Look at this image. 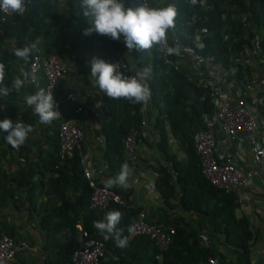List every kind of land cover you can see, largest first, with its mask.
Wrapping results in <instances>:
<instances>
[{
  "label": "trees",
  "instance_id": "trees-1",
  "mask_svg": "<svg viewBox=\"0 0 264 264\" xmlns=\"http://www.w3.org/2000/svg\"><path fill=\"white\" fill-rule=\"evenodd\" d=\"M81 3L82 0H31L23 16L11 14L4 21L0 12V63L5 64L6 70L2 86L10 89L8 96L0 95V121L8 118L16 122L19 119L33 127V132L18 149L8 145L4 140L6 133L0 131V159L13 150L25 162L13 177L0 167V204L7 197L18 200V193H25V202L33 204L38 192L47 193L50 199L44 205H50V209H46V206L38 209L45 236L43 249L51 254L46 264H72V254L81 246L76 237L77 225L86 230L90 237L103 243L105 264H251L253 235L248 220L236 215L239 208L237 196L235 192L225 193L217 189L205 179L193 144L195 133L206 129L203 117L214 109L209 97L210 87H199L194 75L180 67L179 51L172 54L167 51L164 57L157 47L128 51L123 37L113 41L95 32L84 36L82 33L89 26L90 18L84 17ZM125 6L135 9L141 5L139 0H125ZM175 7L176 35L174 40L166 39L167 49H177V42L183 48L193 50L200 58H207L210 67L220 64L223 70L236 68L235 76L239 82L249 74V68H243L235 55L246 54L245 49H252L257 37L258 47L264 52V0H197L195 5L191 0H176ZM60 23L63 24L61 28ZM68 26L73 29L69 56L78 62V66L82 65L80 60L84 59L82 56L86 53V59L90 62L93 58L104 60L106 54L113 50L121 54L123 63L132 75L135 73L130 70L131 62L135 63L132 67L136 66L139 70L151 68L148 80L151 95L145 103L146 110L144 102L112 99L105 94L104 111L108 120L102 127V133L106 161L110 169L118 172L125 162L130 165L131 161L126 158L124 138L132 131L139 130L136 143L143 142L145 137L140 131L141 123L144 121L152 126L157 133L156 146L169 164L155 169L156 189L166 200L167 206L177 194L181 210L195 211L206 217L211 230L206 237L209 246L204 245L201 231L185 223L183 217L171 219L163 216L161 220L153 221L145 213L149 223L162 226L164 230L174 229L165 252L159 251L156 244L145 236L135 237L124 248L117 247L114 237L106 239L93 227V222L103 220L107 212L119 210L123 218L117 228L122 230L123 238L132 226V219L140 211H145L131 200V190L121 195L122 191L115 188L110 190L120 196L124 206L112 202L103 210L89 209L90 190L77 152L66 155L64 160L58 157L59 125L63 121L77 119L75 108L65 109L63 118L58 122L41 124L34 109L24 102L27 96L24 92L28 89L29 94H33L36 86L29 81L18 92L12 88L13 80L19 76L18 69L29 73L30 65L29 61L25 63L17 58L14 50L39 39L38 48L34 50L36 53L41 51L47 55L56 51L63 59L65 54L59 46V32ZM63 35L65 37L66 33L63 32ZM79 72L81 94H76L88 98L86 90L92 83L91 78L84 69ZM39 78L43 79L44 88V78ZM33 137L35 140L32 142ZM170 139L176 141L184 159L172 152ZM33 143L35 146L37 143L46 146L45 151L37 148L35 162L28 156L32 153L29 144ZM2 234L13 238L0 229V236ZM218 245H225L226 249H220Z\"/></svg>",
  "mask_w": 264,
  "mask_h": 264
},
{
  "label": "crops",
  "instance_id": "crops-1",
  "mask_svg": "<svg viewBox=\"0 0 264 264\" xmlns=\"http://www.w3.org/2000/svg\"><path fill=\"white\" fill-rule=\"evenodd\" d=\"M152 8L165 7L169 3L175 5L176 0H150ZM62 23L59 24L61 28ZM63 32L66 33L64 37ZM60 40L59 46L64 52V58L62 59L65 63L71 65L72 69L67 73L65 79L61 82L59 91L55 95V100L57 103V96H64L67 93H79L81 94V84L79 80V75L82 69H84L87 74L91 75L90 62L87 61V53L82 57V65L78 66L77 61H73L69 54L71 48V40L73 37V29L66 27L65 29H60ZM174 26L168 30L167 38H175ZM175 47L181 54V58L178 61L181 68H185L188 73L194 75L196 80L202 82H213L219 81L224 83L231 94V97L237 99L239 97V89H241V82L237 81L235 73L232 69L229 70H218L213 69V78L209 77V67L201 64L193 50H188L183 48L180 43H175ZM246 54L242 55L244 57V67L249 68V78L254 84V90L257 92L256 103L251 104L247 100V104L254 113L257 121V142L264 149V58L259 52H254L257 50L246 48ZM39 54L43 52L39 51ZM127 55L125 58H127ZM135 65L134 62L129 64L130 70L136 73L138 67H132ZM23 71L19 68L17 75ZM214 79V80H212ZM91 85L86 90L87 103L85 107V112L78 115V120L80 122L82 130V145L83 150L88 155V163L86 164L88 169L91 171L93 177L96 181L104 186V181L107 178L115 177L119 172L114 171L113 168H109L106 161L105 141L102 133V127L108 118L105 116V94L100 91L98 86L94 85L91 78ZM43 79L39 78L38 85L34 91H38L42 88ZM213 85V83H212ZM210 85V86H212ZM25 95H30L28 89L24 92ZM32 94V93H31ZM34 94V92H33ZM25 102V101H24ZM148 102V101H147ZM146 102V103H147ZM58 110L61 113V118L64 116L65 109L73 108L68 103L58 104ZM146 110V104L144 103ZM148 110V107H147ZM151 111V110H150ZM146 112V111H145ZM153 115V114H152ZM145 141L137 144V154L136 161L130 163V167L133 169V175L129 179L128 188H123L120 186L113 187L128 194L130 192V198L134 204L145 211L147 217L153 221L161 220L164 217H170L171 219L175 217H183L185 223L189 224L193 229L201 231L202 237H207L211 232L208 227V221L206 217L195 211L184 212L178 206L177 194H175L170 200L169 204L166 205V200L159 194L156 189V179L157 174L155 169L160 167V165L169 166V164L163 159L162 154L159 152L157 144V133L154 131L152 126H146ZM43 138V135H42ZM216 138L219 144V152L223 154L224 152H231L234 155H238L242 159V163L239 168L246 171L250 168V153L248 149V140L243 136L235 137L234 139L228 138L225 134L220 131L216 133ZM32 138V142L34 141ZM37 142L38 139H36ZM170 149L173 153H176L180 159H184V154L178 151V146L174 139H170ZM140 145V146H139ZM139 146V147H138ZM32 153L28 156L32 157L35 162L38 155L37 148L45 151L46 146L42 143H37L35 146L29 144ZM142 147V148H140ZM9 153L5 154L4 158L0 159V167L5 169L12 177L18 171L24 167L23 160H20V155L17 151L10 150ZM31 160V161H32ZM126 163V162H125ZM36 179V178H35ZM110 189V188H108ZM178 190V189H177ZM238 202L239 208L236 211L237 217H244L248 220L250 224V231L253 235V240L251 243V264H264V185L260 179L254 178L250 185L245 189H238L234 191ZM37 200L33 204L25 202L26 194L18 193L16 195L17 199H12L7 197L0 204V229L7 232L13 236L15 241L21 247V250L16 256L15 263L13 264H46L48 256L51 254L43 249L45 244V236L43 229L41 228V218L38 214V209L40 207L45 208L46 204L44 202L49 200L47 193L38 192ZM54 198V197H53ZM50 209V205L46 206V209ZM37 211V212H36ZM41 214V213H40ZM213 244V243H212ZM223 249H226L225 245H218Z\"/></svg>",
  "mask_w": 264,
  "mask_h": 264
},
{
  "label": "built area",
  "instance_id": "built-area-1",
  "mask_svg": "<svg viewBox=\"0 0 264 264\" xmlns=\"http://www.w3.org/2000/svg\"><path fill=\"white\" fill-rule=\"evenodd\" d=\"M140 5L145 3L151 7L149 0H139ZM26 8L19 13L10 11L1 12L2 21L8 15L16 14L23 16ZM164 57L167 53V44H154ZM200 47V45H199ZM254 52H259L263 55L258 47V37L253 46ZM191 50V49H188ZM195 53V52H194ZM243 54H236V60L243 66ZM195 56H197L195 54ZM199 62L209 67V77L213 78V69L222 70L220 64L215 67L209 66L207 58H200ZM104 61L106 63L119 64V71L126 75H132L129 68L123 63L121 54L110 50ZM29 81L32 85L37 86L39 77L42 76L45 81L44 88L46 90L52 89L53 95H57L61 82L65 79L67 73L72 69L71 65L65 63L61 56L55 51L53 53L44 55L33 52L31 59H29ZM167 64L171 65L170 61ZM236 74V68H231ZM244 76L240 81L242 83L239 89V97L234 99L231 97L228 87L222 82H202L197 80V85L210 87L211 93L209 97L214 104V109L206 116L203 117L206 124V129L199 130L193 137V144L197 155L200 159L201 173L205 179L217 189L231 193L238 189H245L254 178H258L264 185V149L258 144L257 134V121L254 113L247 104V100L251 104L256 103L257 92L254 90V84L248 77ZM214 80V79H212ZM239 82V80H238ZM213 83V85H212ZM212 85V86H210ZM122 99V98H119ZM58 104L68 103L75 108V113L80 115L85 112L86 98L77 95L76 93H67L66 95L57 96ZM146 123H141L140 131L145 137ZM221 132L228 138L234 139L235 137L243 136L248 140V149L250 153V168L243 171L239 168L242 159L238 155L231 152H224L220 154L219 144L216 138V133ZM139 135V130L132 131L124 138L123 144L125 153L131 163L136 161L137 143L136 137ZM82 130L80 122L77 119H70L63 121L58 128V138L60 142L59 160H64L65 156L77 152L80 165L83 169V176L87 182L89 193L88 207L89 209H106L110 203L114 202L124 206L123 200L108 188L100 186L96 179L93 177L91 171L87 167L88 155L82 147ZM77 239L81 246L77 248L72 254V264H105V250L102 242L90 237L86 230H83L80 225H77ZM174 234L173 228L164 230L162 226L151 224L146 219V214L140 211L133 219L132 226L123 236L127 238L128 243L137 236L148 237L158 247L159 251H167L171 236ZM205 246H209L210 242L203 237ZM21 250V247L12 237L2 234L0 236V264H13L15 263L16 256Z\"/></svg>",
  "mask_w": 264,
  "mask_h": 264
},
{
  "label": "clouds",
  "instance_id": "clouds-1",
  "mask_svg": "<svg viewBox=\"0 0 264 264\" xmlns=\"http://www.w3.org/2000/svg\"><path fill=\"white\" fill-rule=\"evenodd\" d=\"M150 5L151 1L149 0ZM31 0H0V10L19 13L24 10ZM195 5L197 0H191ZM80 7L83 15L90 18V24L83 30L84 36H90L93 32L107 36L113 41H119L123 37V42L129 50L151 49L154 44H161L166 41L168 30L173 28L174 19L177 16V8L169 3L165 7L152 8L145 3L135 9L125 6V0H82ZM39 39L30 45L16 48L14 55L28 63L29 57L34 50H37ZM169 54L177 53L174 48L167 49ZM91 75L94 85L100 91L112 99L126 98L134 103H146L150 98L148 80L151 77V68L145 67L137 70L135 75L126 76L119 71V64L106 63L99 58L90 61ZM5 64L0 63V95L8 96L10 89L2 86L5 81ZM23 77V78H22ZM30 74L22 71L12 82V88L17 92L29 82ZM27 106L34 109V113L39 117V122L51 125L53 121L61 118L58 105L53 95L52 89L40 88L34 94L24 98ZM86 107V106H85ZM0 131L6 133L5 142L14 149L22 146L33 132L31 125H26L19 119L13 122L5 118L0 121ZM133 175V169L124 163L120 172L113 178L104 181L105 188L120 186L128 188L129 179ZM123 218L119 210H112L106 213L103 220L94 221L93 227L106 239L115 238L116 246L124 248L127 246V238H122V230L117 226Z\"/></svg>",
  "mask_w": 264,
  "mask_h": 264
},
{
  "label": "rangeland",
  "instance_id": "rangeland-1",
  "mask_svg": "<svg viewBox=\"0 0 264 264\" xmlns=\"http://www.w3.org/2000/svg\"><path fill=\"white\" fill-rule=\"evenodd\" d=\"M56 121L58 122V121H59V119H57ZM139 146H140V145H139ZM139 146H138V147H139ZM140 148H142V147H140ZM7 151H8V149H7ZM8 153H9V152H8ZM126 158L128 159V157H126Z\"/></svg>",
  "mask_w": 264,
  "mask_h": 264
}]
</instances>
